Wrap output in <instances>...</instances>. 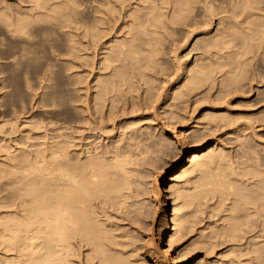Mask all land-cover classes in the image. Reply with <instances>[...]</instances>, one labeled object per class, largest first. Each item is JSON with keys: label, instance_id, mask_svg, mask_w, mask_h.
<instances>
[{"label": "bare ground", "instance_id": "1", "mask_svg": "<svg viewBox=\"0 0 264 264\" xmlns=\"http://www.w3.org/2000/svg\"><path fill=\"white\" fill-rule=\"evenodd\" d=\"M163 1L167 7L161 5L160 8H167V11L156 10L151 2L148 5L137 3V7L128 11L129 20L124 23L127 29L119 35L114 33L107 39L108 42L101 44L102 56L91 71L92 79L85 85L83 105L77 106L85 107L86 111L93 108L99 115L98 122L107 119L115 126L120 111L128 115L155 108V103L162 97L154 92V77L158 71L151 72L146 68L162 69L158 55L167 33L173 29V23L181 21L187 26L202 24L203 31L207 33L210 32L214 14L229 12L231 15L227 17L237 18L248 7L258 9L252 5L256 0H218L219 3L216 0ZM194 7L196 12L192 13ZM141 10L151 14V17L141 19ZM95 12L100 13L102 9L96 7ZM252 15L254 13L248 12V18L243 21L230 20L228 26H239L246 21L250 24ZM101 19L98 17L99 21ZM255 24L261 25L260 22ZM196 29L188 30L189 35ZM111 30V27H98L97 31H92L90 46ZM143 35H149V38L144 39ZM227 36V31H216L211 36L205 34L197 38L194 44L202 41L201 50L206 52L210 46L225 43ZM137 40H143L149 48H143ZM143 50L147 54L139 56ZM204 59L201 54L189 63L188 59H181L178 69L182 71L183 84L173 89L164 86L162 92L168 90V98L180 99L202 83H211L215 66L201 62ZM134 78L140 86L142 83L146 85L143 94H139L137 100L132 96L117 108L121 89H135ZM224 82L231 88L230 85L237 80L222 78L221 83ZM208 97L213 100L211 106L221 99L220 95L214 94ZM78 99L76 96V103ZM224 109L219 107L214 113L204 114V121L188 128V133L183 135L189 141L187 147L177 143L181 139V134L177 132L172 135L176 141H168L182 147L178 158L167 169L170 180L168 198L172 199L170 217L166 215L167 200L158 201L162 190L158 188L155 199L144 204L142 200L135 199L137 196L134 197L137 189L133 188L132 178L136 169L134 166L140 164L138 159L144 158L153 148L157 153L163 151L161 148L166 145L165 139L153 141L148 137L149 142L147 135L134 134L130 137L133 142L130 140L126 146L116 149L117 145H111L113 148L115 146L114 150L110 147L111 154L106 153L107 148L103 150L98 145H87L83 150H77L76 147L70 149L69 143L63 145L58 142L50 147V160L45 154L48 148L33 149L31 156L21 155L25 163L16 166L3 186L0 183L3 192L0 208H6L4 214L0 211V244L4 249V256L0 259H4L3 264H183L184 256L191 247L190 243L182 241L184 234L191 229L192 216L211 200H214L212 205L215 210L219 208L222 215L225 213L223 222L210 224L211 231L228 236L229 243L238 244L240 239L245 240L244 233L249 227L253 231L252 227L256 226L257 221L264 224V174L258 167L240 166L243 159L240 165L231 166L227 160L228 152L216 142L208 143L209 136L222 127L221 122L227 124L230 119ZM164 113L167 120L164 124L173 128L182 118L177 110ZM2 147L7 148L8 145ZM187 148L191 149L185 153ZM148 156L145 158L149 159ZM167 165L164 162L157 166L164 168ZM164 172L163 169L157 174L154 172L153 181L159 180ZM159 220L160 228L155 232ZM245 243L247 249L242 248L241 251L238 248L242 254L240 256L260 253L256 257H261L264 252V230L247 238ZM233 257L237 258L238 255ZM246 261L256 264L252 256Z\"/></svg>", "mask_w": 264, "mask_h": 264}, {"label": "rangeland", "instance_id": "2", "mask_svg": "<svg viewBox=\"0 0 264 264\" xmlns=\"http://www.w3.org/2000/svg\"><path fill=\"white\" fill-rule=\"evenodd\" d=\"M150 2L156 10L167 11V8H160L161 5H165L163 0H2L0 2V183L2 186L3 182L12 176L11 173L16 170V166L25 163L20 156L33 155V149L48 148L45 154L48 155L49 160L50 147L58 142L63 145L69 143L70 149L76 147L77 150H83L87 145H98L100 149L107 148L108 154L113 144L118 146L117 149L119 146L128 145L130 140L133 142L130 137L134 134L147 135L146 137H150L153 141L165 139L164 145L165 143L166 145L159 153L153 151V148L149 151L150 156L142 155L144 158H140L145 160L144 162L138 159L141 165L146 166L145 168L140 164L133 165L136 168L133 171L135 177L132 175L135 182L133 188L137 189L134 191V197L137 196L135 199L149 204V201L155 199V193L160 188L162 193L158 201L167 200L166 215L170 217L172 199L168 198L170 180L167 178L169 175L167 169L178 158L182 147L169 144L168 141H176L172 135L177 132L181 134V139L177 143L180 142L187 147L189 141L188 139L186 141L183 135L188 133V128L204 121V114L214 113L219 107L225 108L224 111L229 113L230 119L227 124L221 122L222 127L209 136L208 143L216 142L223 147L228 152L227 160L231 166L236 167V164L240 165L244 160L240 166L243 164L255 166L264 174V0H256L252 5L258 9L248 7L237 18L227 17L231 15L229 12L212 15L210 32L207 33L203 31L202 24L187 26L181 21L173 23L171 25L173 29L167 33L158 55L162 69L146 68L147 71H158L154 77L156 86L154 92L156 96L161 94L162 97L155 103V108L128 115L120 111L113 126L114 124L106 121L107 119L98 122L99 115L93 108L91 111H86L85 107L83 109L77 107L79 104L83 105L82 99L85 98L82 95L85 93V85L92 79L91 71L102 56L100 46L114 33L119 35L127 29L124 23L129 20L130 9L137 7V3L148 5ZM215 2L219 3L218 0ZM96 7H100L102 12H95ZM196 7L192 13L196 12ZM248 12L254 13L251 16L252 23L246 21L239 26H228L230 20H246ZM141 15V19L151 17V14L145 13L144 10H141ZM98 17L102 18L101 21ZM255 22H260L261 25L257 26ZM98 27H111L112 30L107 36L97 38L91 47L90 34L92 31H97ZM196 27V31L189 35L188 30ZM216 31H227L225 43L210 46L206 52L201 50L202 41L194 44L197 38L205 34L211 36ZM143 38H149V35H143ZM136 42L141 43L143 48H149L143 40ZM146 54L147 51H144L139 56L144 57ZM200 54L202 58L205 57L201 62L205 61L204 63L215 66L213 81L202 83L184 98H168V90L162 92L164 86L173 89L183 84V74L178 69L179 61L186 58L189 63ZM77 77L79 79L74 83ZM222 78L236 79L237 82L231 84L229 88L226 82L221 83ZM133 82L135 89L132 91L127 87L121 89L123 91L118 94L120 100L116 102L117 108L123 106L132 96L137 100V96L143 94L146 85L142 83L140 86L135 78ZM213 94L220 95L221 99L216 100V105L211 106L213 100L208 96ZM76 96L79 98L77 103L74 100ZM171 110H177L182 115V118L177 120L175 128L164 124L167 121L164 112ZM133 121L135 123L129 125ZM150 138H148L149 142H151ZM2 145L8 147L3 148ZM190 149L187 148L185 153ZM146 156L149 159L145 158ZM150 159H152L151 165ZM164 162L168 165L161 168ZM154 163L160 166H155ZM161 169L165 172L154 182L153 173L157 174ZM137 171L140 173L137 174ZM136 175L139 181H136ZM1 192L0 190V196H2ZM213 203L214 200L204 203L192 216L191 229L182 239L185 244L191 245L184 256L183 264L201 262L243 264V261L244 264H248L246 260L249 256L253 257V263L264 264V252L261 257L259 255L256 257L260 253L243 254L242 257L238 250V248L241 251L242 248L247 249L245 240L259 234V231L261 233L264 224L262 227L257 221L256 226H261L258 228L253 225V231L249 227L247 231L250 232L244 233L245 240L240 239V244L231 241L229 243L228 236H220L216 233L219 237L209 227L210 224L223 222L222 217L225 214L223 209V215L221 209L215 210ZM5 209L1 207L0 211L3 212ZM160 215L159 211V219ZM160 221L156 223L155 232L160 228ZM3 254L4 249L0 244V258L4 256ZM236 254L238 257L234 258ZM3 260L0 259V264H3Z\"/></svg>", "mask_w": 264, "mask_h": 264}]
</instances>
